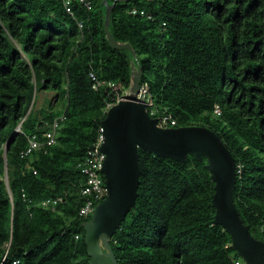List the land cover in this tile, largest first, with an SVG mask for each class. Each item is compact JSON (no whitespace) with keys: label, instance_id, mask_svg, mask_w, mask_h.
<instances>
[{"label":"trees","instance_id":"obj_1","mask_svg":"<svg viewBox=\"0 0 264 264\" xmlns=\"http://www.w3.org/2000/svg\"><path fill=\"white\" fill-rule=\"evenodd\" d=\"M105 2L93 0L90 11L75 6L74 19L61 0H0V264H90L83 225L92 216H78L86 182L79 165L117 97L95 90L90 75L129 90L133 62L153 118L166 112L173 127H206L224 141L242 166L234 203L264 241V0L117 3L110 31L136 59L109 45ZM134 8L146 16L129 14ZM42 92L55 93L54 101L46 95L38 109ZM62 116L57 143L48 146L46 134ZM33 136L41 146L21 157ZM139 161L136 205L111 243L119 264L241 261L215 223L205 158L180 164L140 149ZM59 198L55 210L41 206Z\"/></svg>","mask_w":264,"mask_h":264},{"label":"water","instance_id":"obj_2","mask_svg":"<svg viewBox=\"0 0 264 264\" xmlns=\"http://www.w3.org/2000/svg\"><path fill=\"white\" fill-rule=\"evenodd\" d=\"M106 0L104 30L109 45L115 50L129 51L136 59L130 43H120L110 31L113 7L131 0ZM141 69L132 63L129 95L119 100L102 121L106 155L102 173L108 195L101 201L90 221L84 223L85 244L90 264H119L111 248L114 235L133 210L140 187L139 150L154 156L185 164L188 156L207 160V169L214 182L212 204L215 223L231 236L232 248L244 264H264V241L256 239L250 226L243 222L233 193L237 183V165L224 141L214 131L200 126H159L151 117L147 104L138 100L141 90ZM20 131V127L16 132Z\"/></svg>","mask_w":264,"mask_h":264},{"label":"built area","instance_id":"obj_3","mask_svg":"<svg viewBox=\"0 0 264 264\" xmlns=\"http://www.w3.org/2000/svg\"><path fill=\"white\" fill-rule=\"evenodd\" d=\"M62 5L66 13L72 18H76L75 15V6H80L87 11H90L93 7V0H61ZM129 14L141 17L146 16L145 12H140L136 8L129 11ZM149 19H152L151 16H148ZM79 28H82V23H79ZM91 79L93 81V88L98 90L100 87H107L116 92L117 97L115 103H110L107 106V111L117 104L120 99L125 98L129 95V90L124 88H118L115 83L112 82H103L99 81L97 77L92 73ZM120 90V92H119ZM138 100L147 104V107L153 106V102L151 99V95L149 93V89L147 85H141L140 94L138 95ZM216 115L221 114V108L217 105L214 110ZM151 117L155 115V111L150 114ZM65 119L64 116L54 121L50 130L46 134V144L48 146H53L57 143V130L59 129V124L61 121ZM159 126L163 128L173 127L176 125V121L172 118V116L165 112V114L161 115L159 118ZM170 125V126H169ZM104 142L103 137V128L100 129V135L97 142L93 147L89 148L87 151L86 157L84 161L79 165L82 173L86 176V182L82 186L80 190L81 196L85 199L84 205L80 208L78 212L79 218L83 220H87L91 217L97 207V205L103 201L108 195V189L105 183V177L102 173L103 164L106 159V155L102 152L101 146ZM41 144L37 141V137L33 136L29 139L28 148L22 152L21 157H28L32 154V152L38 149ZM242 174V166H237V176L240 178ZM63 202L62 198L56 200H47L44 201L41 206L43 208L55 210L56 206ZM261 232L264 231V225L260 228ZM76 240H79L80 237L77 235ZM14 264H19V261H16ZM235 264H244L242 261H236Z\"/></svg>","mask_w":264,"mask_h":264},{"label":"rangeland","instance_id":"obj_4","mask_svg":"<svg viewBox=\"0 0 264 264\" xmlns=\"http://www.w3.org/2000/svg\"><path fill=\"white\" fill-rule=\"evenodd\" d=\"M151 74H152V71H151ZM47 94L46 93H39L38 95H37V98H36V108H40V107H42V106H45V104H46V102H45V98H44V96H46ZM53 96H55V93H49L48 95H47V98L48 99H52L53 101H54V97Z\"/></svg>","mask_w":264,"mask_h":264}]
</instances>
